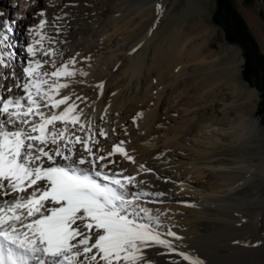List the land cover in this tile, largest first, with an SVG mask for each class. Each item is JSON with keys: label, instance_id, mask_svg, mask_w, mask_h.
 <instances>
[{"label": "bare ground", "instance_id": "6f19581e", "mask_svg": "<svg viewBox=\"0 0 264 264\" xmlns=\"http://www.w3.org/2000/svg\"><path fill=\"white\" fill-rule=\"evenodd\" d=\"M53 1L54 3H61L63 0ZM100 1H102V6H99L97 19H102L112 26L113 23L120 19L123 11L115 10L119 11L117 13L114 9L112 10L107 7L108 5H105L107 1ZM173 1L148 0L147 3L136 8L135 14L138 20H135L133 25H141L143 20L147 18L149 24L145 29L146 31L151 30L172 5ZM148 3L151 4V9L149 11L141 10ZM157 5H160L159 9ZM41 10L45 12L44 17L39 16ZM50 10L51 7L49 9L46 0H0V11L4 12L3 19L15 21L12 25L13 31L10 33L7 32L3 24H0V28H4L9 36V40L6 43L12 45L9 48H5L4 51L16 53L15 58L11 62V67L3 68L0 66V73H3L0 75V85L4 86L5 96L9 94L7 93V88L13 87L16 83L12 75L14 71L23 79L22 66L28 59L25 50L26 45L32 42L34 38L30 34L29 29L37 25L40 19H46L49 24L46 25L44 31L56 41L51 46L62 53V55H58L55 58L57 63L59 64L61 61H67L69 58L75 57L77 63L74 67L87 73V75H80L77 72V75L71 78L68 90H65L69 93L68 95H71L73 100L77 96L82 98L76 100L79 108L84 111L82 120H91L94 132L98 133L100 128L107 132L106 138L97 135L96 139L99 143L95 147L101 149L102 154H106L112 151L114 144H119L120 141L125 142L123 147L134 158V162L125 159L120 153H116L113 157H110V159L115 161V164L110 165V167L117 171L124 170L125 174L135 175L137 181L143 180L146 182L141 185L143 189L153 194H162L149 197V199H154L157 202L149 204L148 207L165 213L161 217L164 221V230L167 231L170 227L178 236H182L183 233H186L185 235H191L192 233L203 235L210 232L219 233L220 235L226 234L230 235L229 238L233 236L237 239V241L233 242L234 246L239 245L240 247L243 244H249L253 246L254 251L255 249L259 251L260 248L264 251V209L261 210L258 207L259 211L256 209L257 213L248 212L249 214L235 218L230 217L226 211L224 214L215 211V215H207V212L211 211L213 207L217 210L224 208L223 205L219 204L224 196L231 194L236 188L242 184L244 185L245 182H251L256 177H264V154L258 155L256 153L260 158L258 164H254L252 161L249 162L242 158L243 156H238L239 154L233 158V163L231 164L221 162L223 154L221 149L240 148L250 133L254 134V132L256 133L259 130L257 119L250 116L251 106L245 104V102L252 104L253 100H255L254 89L248 88L244 91L247 92V95L245 101L243 103L240 102V104L247 107L244 106L235 117H230L225 113L223 116L214 114L208 118H199L195 112L196 108H205L206 105L213 104V101L207 102L208 104L201 102L197 107L195 106L196 108L192 109L174 110V115L169 116L168 114V116H165L166 114L164 115L163 113L165 108L162 109L163 99L168 98V94H174L177 89L179 90L177 80L171 79L173 73L183 70L182 72L186 74L183 81H191L192 85L205 83L203 78L198 77L196 79L194 75L188 77L185 66L182 67L175 63L176 65L171 67L172 69L170 74L166 75L167 77L164 76L165 78L162 80L157 79L158 82L155 81V84L145 85L144 76L151 72L150 69L153 68L154 64H148L149 59L153 60L158 55L162 56V54H166L165 52H170L172 48L169 47H173V44H176L175 41L170 44L168 40V43L162 44L163 41L159 40L149 49L141 46L142 48L132 55V47H126L124 43L117 39L115 36L116 32H114L116 31L115 29L112 30L113 32L103 30L101 33L96 32L99 33L96 35L94 34L95 32L92 33L93 35H84V32H81V26L76 22L70 21L72 17L70 18L69 16L72 11L62 9L59 13L57 12L58 14L52 16ZM151 10L153 13L149 15ZM190 10L191 0H185V7H182L183 16H188ZM113 11L116 14H112ZM242 12L251 25H256V19L251 9L243 10ZM100 14L102 15L101 17ZM180 17L182 18V16ZM68 18L69 20H67ZM199 28L204 32V36L211 31V28L206 23H201ZM171 31L178 32V29L172 28ZM258 33L262 35V32ZM90 36H93L95 40L90 42L89 40L92 39ZM173 37L176 36L173 35ZM140 39H145V37ZM83 42H88L89 46L88 44L87 46L82 45ZM200 43L199 45H192L191 50L185 53H188L186 55L188 58L193 60L197 58L199 62L207 59L212 60V58H221L219 57L220 54L214 56L212 52H208L204 45H200ZM45 44L47 46L49 42L45 41ZM229 48L233 50L231 63L210 73L209 77H218L219 81L225 82L224 78H231L238 72L240 50L233 49L232 45ZM176 58L177 56L170 55V62L167 60L171 64L174 61L176 62ZM46 67L50 68L51 66ZM5 76H7V79H5ZM212 82L213 80L209 84ZM99 85H103V87L101 88ZM152 88L156 89V91H151ZM241 88L237 89L235 87L232 89L238 94L243 89ZM12 94H22V92L13 87ZM237 94H235L236 97ZM174 97L178 98V94L175 93ZM131 102H135L138 105L134 123L132 122L133 120L131 121L132 118L125 116L126 106ZM161 109L166 118H164L162 124L157 123L158 125L155 126L153 122L158 118ZM179 120L182 121L183 125L180 124ZM184 123L186 124L184 125ZM179 124L182 125L181 129ZM191 124L192 126H190ZM245 129L248 130L249 134H245ZM76 134L84 135L82 132H76ZM77 147L79 148L80 146L77 145ZM147 152H150L149 159L145 158ZM141 164L151 171H141ZM250 202L256 207L260 204L264 208V196L256 190ZM237 237H239L240 242ZM168 239L173 238L169 237ZM160 249L165 250L163 252H167L163 247L150 249L151 252L149 250L150 255H152L157 264H173L174 261H179V264H188V262L182 261L175 254L166 253V257L159 256L161 251L159 252L158 250ZM154 250H157L159 255L156 254L157 251H155L156 253L152 252ZM235 259V257H231L222 263L233 264L236 262ZM250 259L252 260V257ZM199 260L203 264H212L204 258H199ZM222 263L213 262V264Z\"/></svg>", "mask_w": 264, "mask_h": 264}, {"label": "snow or ice", "instance_id": "6c2138e0", "mask_svg": "<svg viewBox=\"0 0 264 264\" xmlns=\"http://www.w3.org/2000/svg\"><path fill=\"white\" fill-rule=\"evenodd\" d=\"M3 17L0 11V24L12 32L15 21ZM48 24L42 18L29 29L34 38L26 45L23 79L12 73L22 94L8 87L5 96L0 85V264H157L149 253L157 247L188 264H203L180 250L176 232L164 230L165 213L148 207L157 202L149 197L162 194L110 167L116 153L134 162L125 142L102 154L96 137L107 132H94L92 121L82 120L76 103L81 97L61 95L77 72L87 73L74 67L75 57L57 63L62 53L51 46L56 41L44 31ZM8 40L0 28L3 68L16 56L4 51L12 46ZM140 170L151 171L143 164Z\"/></svg>", "mask_w": 264, "mask_h": 264}, {"label": "rangeland", "instance_id": "374dc122", "mask_svg": "<svg viewBox=\"0 0 264 264\" xmlns=\"http://www.w3.org/2000/svg\"><path fill=\"white\" fill-rule=\"evenodd\" d=\"M46 1L49 9L51 7L50 11L52 12V16L58 14L62 9L72 11V14L69 17H72L73 19L71 18L70 21L79 24L81 26V32H84V35H90L94 32L96 35L99 34L96 32L101 33L103 30L113 32L112 30L115 29L116 31L114 32L117 34H115L117 39L124 43L126 47H132V55L136 54L142 47H146L148 49L151 48L154 43L159 40L163 41L162 44H165V42L168 43L169 41L170 44H172L171 42L175 41L176 44L174 43L173 47H169L172 49L171 51L169 50L170 52L167 51L168 54L165 52L166 54H162V56L158 55L154 57L153 60L149 59L148 64H154L152 66L153 68L150 69L151 72L144 76L145 85L150 83L155 84V81L158 82V80L165 78L164 76H168L170 74V70L172 69L171 67L176 64L182 67L185 66L184 68L186 69V73L189 75L188 77L194 75L196 79H198V77L203 78L206 84L204 83L199 85L198 83H195V85H192L191 81H183L185 80L184 75H186L182 72L183 70H178L173 73L171 75V79L177 80L179 84V90L177 89L175 91V93L178 94V98L174 97L175 93H170L171 95L168 94V98L163 99V106H161L162 109L165 108L163 109L164 115H174V110L179 109L181 111L183 108L192 109L196 108L201 102L207 103L213 101V104L207 103L208 105H206L205 108L197 107L195 110L196 115L201 119L208 118L214 114L223 116L225 113L230 117H235L238 111L243 109L244 106H251L250 116L257 119V126L259 130L256 133L254 132V134L250 133V135L246 137V140L244 139L245 141L240 148L231 147L228 149H221L223 153L221 156V162L231 164L233 163V158H235L238 154V156H243L242 158L248 160L249 162L252 161L254 164H258L260 162L258 155L264 154V13L261 11V6L264 8V0H262V2L261 0H191V10L189 11V15L186 17L183 16L182 13V7H185V0H176L177 2L174 0L168 10L160 17L154 28L151 30L149 29L148 31L145 29L149 24V20L147 18L144 19L145 21L143 20L141 24L142 26L137 24L133 25L134 21L138 20V17L135 14L136 8L142 4L144 5L148 0H105L107 1L105 2V5H108L107 7H110L112 10L114 9V11H123L120 19L113 23L112 26L102 19H97L99 6H102V1L100 0H63L61 3H54L53 0ZM150 5V3L146 4L141 10L149 11L151 9ZM248 9L252 10L256 19V25H251L248 19L244 16L242 11ZM114 11L112 14H116ZM115 12L119 13V11ZM152 13L153 11L151 10L149 15ZM101 16L102 15L100 14V17ZM180 16H182V18ZM67 20H69V18ZM181 21L182 23H180ZM201 23H206L208 27L211 28V33H207V36H204V32L199 28ZM172 28L175 30L178 29V32L171 31L173 33L172 34L170 32ZM258 32H262V35ZM173 35L176 37H173ZM91 37L92 39L89 40L90 42L95 40L93 39V36H90V38ZM142 37H145V39L141 40L140 38ZM199 43L200 45H204V48L208 52H212L214 56L220 54L219 57L221 58H212V60L207 59L203 62H199V59L197 58L195 60L188 58L186 56L188 53H185L191 50L192 45H199ZM87 44L88 42L82 43V45L85 46H87ZM230 45L233 46V49L240 50L238 72H233L235 73L234 75L232 73V79L224 78L225 82L219 81L218 77H209L210 73L231 63L233 50L229 48ZM170 55H174V57L177 56L176 62L174 61V63H169ZM211 80H213V82L215 81V84L213 82V84H209ZM230 82L232 86L230 85ZM181 85L183 86L181 87ZM241 86H243L242 88L244 90ZM235 87L237 89H242L241 92L238 93L240 95L235 93L232 89ZM248 88L254 89L256 95L255 100H253L252 104H249L248 102H245L246 105L240 104V102L243 103L245 101L247 92L244 91ZM66 90H68V88ZM66 90L62 89L61 95H68L69 93L66 92ZM151 91L155 92L156 89L154 90V88H152ZM235 94H237V97ZM136 108L138 109V105L135 102H131L126 106L127 114L125 112V116L130 119L132 118L131 121L133 120V123L135 122L134 116L137 111ZM162 109L158 118L153 122L155 126L162 124L164 118H166L162 113ZM187 122L189 123V121ZM180 124H182V121H180ZM185 124L186 123H184V125ZM182 125H180V129ZM190 126H192V124ZM247 133L248 130L245 129V134ZM145 158H150V152H147ZM255 190L264 196V177H256L251 182H245L244 185L242 184L231 194L226 195L221 199V203L219 202V204L223 205L224 208L218 210L215 207L212 209L210 208L211 211L209 210L207 215H215V211L224 214L226 211L230 217L235 218L244 216L248 212L257 213V211H259L258 207L261 208V210L264 208L260 204L256 207L250 202L251 198L255 195ZM185 234L186 233H183L182 236L179 235L181 239L174 242L180 246V250L191 254L193 257L207 259L208 262L212 264L213 262L222 263L231 257H235L236 262H238H232L233 264H264V251L261 248L259 251L255 249V252L253 246L249 244H243L240 247L239 245L234 246L233 242L237 241V239L233 236H231L232 238H229L230 235H220L219 233L213 232L203 235L193 233L191 235ZM237 238L239 240V237ZM155 251L157 250L152 252L156 253ZM158 251L161 252L159 253ZM158 251L156 254L159 253V256L162 255L164 257L169 254L167 252H163L165 250L162 249ZM251 257L252 260L250 259Z\"/></svg>", "mask_w": 264, "mask_h": 264}, {"label": "water", "instance_id": "95a60500", "mask_svg": "<svg viewBox=\"0 0 264 264\" xmlns=\"http://www.w3.org/2000/svg\"><path fill=\"white\" fill-rule=\"evenodd\" d=\"M261 2H262V0H261ZM261 11L264 13V8L261 6Z\"/></svg>", "mask_w": 264, "mask_h": 264}]
</instances>
